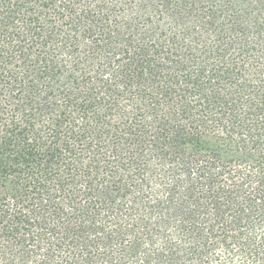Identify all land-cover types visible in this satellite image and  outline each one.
<instances>
[{
	"label": "trees",
	"instance_id": "16d2710c",
	"mask_svg": "<svg viewBox=\"0 0 264 264\" xmlns=\"http://www.w3.org/2000/svg\"><path fill=\"white\" fill-rule=\"evenodd\" d=\"M0 264H264V0H0Z\"/></svg>",
	"mask_w": 264,
	"mask_h": 264
}]
</instances>
